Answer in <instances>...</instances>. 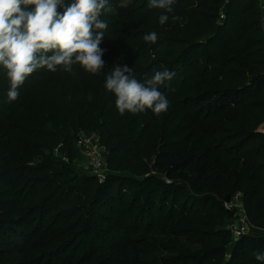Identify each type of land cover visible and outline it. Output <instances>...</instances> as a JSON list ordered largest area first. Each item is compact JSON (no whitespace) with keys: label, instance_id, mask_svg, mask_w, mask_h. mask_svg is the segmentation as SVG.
Returning <instances> with one entry per match:
<instances>
[{"label":"trees","instance_id":"1","mask_svg":"<svg viewBox=\"0 0 264 264\" xmlns=\"http://www.w3.org/2000/svg\"><path fill=\"white\" fill-rule=\"evenodd\" d=\"M109 7L98 75L79 64L38 69L9 102L0 66V264H261L253 254L264 252L262 1L177 0L164 25L149 0ZM150 32L156 44L144 41ZM117 64L141 82L174 72L159 87L167 112L120 115L104 88ZM82 133L108 149L103 181L71 183L53 156L61 146L76 159ZM110 182L118 192L107 191ZM180 195L181 207L165 213ZM235 199L242 206L227 208ZM240 209L256 230L236 241L230 224Z\"/></svg>","mask_w":264,"mask_h":264},{"label":"clouds","instance_id":"2","mask_svg":"<svg viewBox=\"0 0 264 264\" xmlns=\"http://www.w3.org/2000/svg\"><path fill=\"white\" fill-rule=\"evenodd\" d=\"M176 2L149 0V7L163 10L159 23L164 25ZM105 9L111 11L109 0H72L67 4L65 0H0V66L10 84L8 101L19 98V88L38 69L54 73L59 67L71 72L73 65L79 64L85 72L98 75L105 65L100 47L108 27L100 18ZM171 19L182 20L175 15ZM143 39L156 44L159 37L150 32ZM174 76L168 70L157 71L141 82L131 67L117 64L107 74L104 88L114 94L120 115L150 110L160 116L167 112L169 100L159 87ZM253 255L264 264V252Z\"/></svg>","mask_w":264,"mask_h":264},{"label":"rangeland","instance_id":"3","mask_svg":"<svg viewBox=\"0 0 264 264\" xmlns=\"http://www.w3.org/2000/svg\"><path fill=\"white\" fill-rule=\"evenodd\" d=\"M133 0H123V4H128L130 2H132ZM142 1V0H141ZM66 3V2H65ZM67 4V3H66ZM81 135V134H79ZM77 139L74 141V147H75V150H76V159L74 160H70V158L67 157L66 153H60L57 148L54 150V153H53V156L55 158H59L61 160H63V162L65 161V163L67 165L65 166H62L61 168L66 172V174L69 176V181L72 183V178L75 177V176H85V175H89V174H92L90 169L86 168V164H89L90 162V158L91 156L93 155V152H87V149H86V146L84 145H81V144H78L77 142ZM80 146H83V147H80ZM90 176V175H89ZM96 177V176H95ZM71 178V179H70ZM98 178V177H96ZM100 180H102L100 178ZM104 180V179H103ZM102 180V181H103ZM118 186H119V183L116 182H110L109 186H108V192H118ZM128 189H130V187H128ZM222 203H223V200H221ZM182 202H183V198H182V195L178 196L172 203L171 199L168 203V206L166 207V210H165V213L168 212V210L170 209V206H174L175 209H178L179 207H181L182 205ZM235 203H237V206H235L236 210L237 208H240L242 205L239 204L240 200H235L234 201ZM118 201L116 202H112L111 203V206H113L114 208L113 209H117L119 206H118ZM67 206H71V201L67 204H63V205H60L56 210H58V212H62V210H64ZM108 210V209H106ZM240 211H242L241 209L239 211H237V213H240ZM69 213L65 212L63 213L61 216V218H65V220L68 218L66 216H68ZM50 215H48L46 217L49 218ZM237 217H238V214H237ZM74 219H72L71 221H73ZM237 221V226L241 227L243 225V222L240 220V219H236ZM67 225V226H66ZM102 227H105L106 225H103V224H100ZM56 226L58 228H60L59 226H66V227H69L70 226V223L68 221H65V222H60V223H57ZM61 229V228H60ZM64 230V227L62 228ZM70 231L66 232V233H62V235L60 236L62 239H65V238H68L69 236H71L72 233H70ZM75 237V241H74V246L75 248L79 247L82 243V237H79L77 235L74 236ZM73 236L70 238L72 239ZM69 239V240H70ZM73 242V239L72 241ZM71 249L73 250V245L71 247ZM64 255L63 254H60V255H56L54 258V261L56 260H59L60 258H62Z\"/></svg>","mask_w":264,"mask_h":264},{"label":"built area","instance_id":"4","mask_svg":"<svg viewBox=\"0 0 264 264\" xmlns=\"http://www.w3.org/2000/svg\"><path fill=\"white\" fill-rule=\"evenodd\" d=\"M77 143L86 146L87 152H93V155L90 158L89 164H86V168L90 169L91 173L103 180L107 173V154L108 149L105 145L101 144L99 135L97 133H82L77 138ZM61 146L57 148L59 151ZM83 147V146H80ZM100 180V181H102ZM237 200V199H235ZM235 206H237V203L232 201L230 204H226L227 208L234 209ZM238 214V218L243 222V225L241 227L237 226V220L235 219L230 224V228L234 234L235 240L237 241L242 235L249 234L251 232H254L256 228L252 226L248 220L246 215L244 214V211H240ZM262 232V231H258ZM261 234H264L263 232Z\"/></svg>","mask_w":264,"mask_h":264},{"label":"crops","instance_id":"5","mask_svg":"<svg viewBox=\"0 0 264 264\" xmlns=\"http://www.w3.org/2000/svg\"><path fill=\"white\" fill-rule=\"evenodd\" d=\"M262 1V5H263V8H264V0H261Z\"/></svg>","mask_w":264,"mask_h":264}]
</instances>
